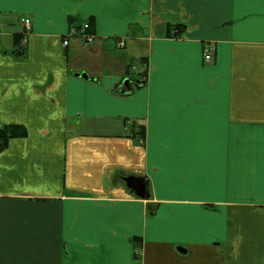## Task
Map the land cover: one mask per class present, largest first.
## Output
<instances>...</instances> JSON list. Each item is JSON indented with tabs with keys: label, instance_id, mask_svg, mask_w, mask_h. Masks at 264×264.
<instances>
[{
	"label": "crops",
	"instance_id": "obj_1",
	"mask_svg": "<svg viewBox=\"0 0 264 264\" xmlns=\"http://www.w3.org/2000/svg\"><path fill=\"white\" fill-rule=\"evenodd\" d=\"M0 122V264H264V0H0Z\"/></svg>",
	"mask_w": 264,
	"mask_h": 264
},
{
	"label": "built area",
	"instance_id": "obj_2",
	"mask_svg": "<svg viewBox=\"0 0 264 264\" xmlns=\"http://www.w3.org/2000/svg\"><path fill=\"white\" fill-rule=\"evenodd\" d=\"M23 23H24V28L21 30V41L20 43L24 46L27 44L28 42V33L31 29V22H30V19L29 18H25L23 19ZM89 28V23H85L83 24L82 28L79 30V33L86 39L87 42H92L94 40V35L88 33L86 31V29ZM69 43V38L67 37L65 40H64V44H68ZM125 46V43L124 42H119L118 43V47L119 48H123ZM205 54V58L207 61L211 60L212 59V53L211 52H208L206 50V52L204 53ZM2 128V123L0 122V129Z\"/></svg>",
	"mask_w": 264,
	"mask_h": 264
},
{
	"label": "water",
	"instance_id": "obj_3",
	"mask_svg": "<svg viewBox=\"0 0 264 264\" xmlns=\"http://www.w3.org/2000/svg\"><path fill=\"white\" fill-rule=\"evenodd\" d=\"M87 77L86 73L84 74ZM124 85L131 88L129 78H125ZM126 185L135 192L136 195L142 198H148L150 196L148 192V181L143 176L129 175L123 177ZM182 249V247H179Z\"/></svg>",
	"mask_w": 264,
	"mask_h": 264
},
{
	"label": "trees",
	"instance_id": "obj_4",
	"mask_svg": "<svg viewBox=\"0 0 264 264\" xmlns=\"http://www.w3.org/2000/svg\"><path fill=\"white\" fill-rule=\"evenodd\" d=\"M143 82H146V80H143ZM24 135L25 131L20 125H8L7 127L0 130V140L3 141V143H5L9 137Z\"/></svg>",
	"mask_w": 264,
	"mask_h": 264
},
{
	"label": "rangeland",
	"instance_id": "obj_5",
	"mask_svg": "<svg viewBox=\"0 0 264 264\" xmlns=\"http://www.w3.org/2000/svg\"><path fill=\"white\" fill-rule=\"evenodd\" d=\"M118 50L121 51V52L124 51L123 48L122 49H118ZM134 63H135V66L134 67H136L135 71H138L139 70V64L140 65H143L140 61H136Z\"/></svg>",
	"mask_w": 264,
	"mask_h": 264
},
{
	"label": "flooded vegetation",
	"instance_id": "obj_6",
	"mask_svg": "<svg viewBox=\"0 0 264 264\" xmlns=\"http://www.w3.org/2000/svg\"><path fill=\"white\" fill-rule=\"evenodd\" d=\"M130 90H131V88H129V87L126 86L123 91L129 92Z\"/></svg>",
	"mask_w": 264,
	"mask_h": 264
}]
</instances>
